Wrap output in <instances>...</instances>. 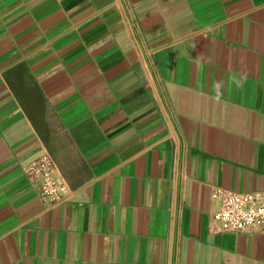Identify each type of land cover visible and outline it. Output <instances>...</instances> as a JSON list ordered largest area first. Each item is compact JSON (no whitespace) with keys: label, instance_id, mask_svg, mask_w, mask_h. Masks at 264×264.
<instances>
[{"label":"crops","instance_id":"obj_1","mask_svg":"<svg viewBox=\"0 0 264 264\" xmlns=\"http://www.w3.org/2000/svg\"><path fill=\"white\" fill-rule=\"evenodd\" d=\"M216 188L264 191V0H0V264H264Z\"/></svg>","mask_w":264,"mask_h":264},{"label":"built area","instance_id":"obj_2","mask_svg":"<svg viewBox=\"0 0 264 264\" xmlns=\"http://www.w3.org/2000/svg\"><path fill=\"white\" fill-rule=\"evenodd\" d=\"M26 175L46 205L67 197L68 187L48 154L32 161L26 167ZM212 199L217 203L212 217L213 232L240 234L264 229V191L242 193L216 188Z\"/></svg>","mask_w":264,"mask_h":264}]
</instances>
